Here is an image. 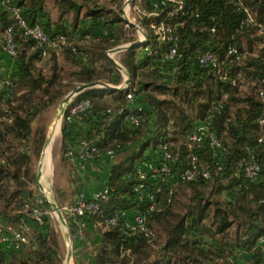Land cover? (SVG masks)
Listing matches in <instances>:
<instances>
[{
	"label": "trees",
	"instance_id": "16d2710c",
	"mask_svg": "<svg viewBox=\"0 0 264 264\" xmlns=\"http://www.w3.org/2000/svg\"><path fill=\"white\" fill-rule=\"evenodd\" d=\"M15 1L24 5L23 16L28 24L38 23L51 36L65 35L76 43V50L65 47L60 53H54L51 68L44 72L35 65L40 56L31 47V37L23 34L11 13L0 8V78L4 76L1 54L6 51L5 30L11 24L18 52L14 58L19 64V74L10 76L12 88L18 92L13 90L12 97L6 100L12 120L0 121V219L18 225L24 218L31 226L29 243L21 250L7 251L0 246V264H63L49 225L51 217L38 223L29 213L36 205L48 208V203L39 202L32 189L37 178L34 162L46 139V126H34V123L76 86L69 81L71 75L79 83L121 82V75L112 69L113 61L107 50L116 45L110 38L118 37L123 31L119 12L123 0ZM188 1L198 5L199 15L187 18L178 30L180 55L175 72H170V63L161 62L170 44L160 42L153 35L149 19L145 18L142 25L150 38L146 46L149 45L152 54L138 49L122 54L121 61L132 78L127 89L90 88L77 95V99L90 100L92 111L88 118L74 122L63 120L61 160L66 164L70 159L76 160L67 152L75 150L83 139L93 141L102 154L109 149L123 152V157L111 167L112 191L102 208L105 214L142 210L145 203L137 200L135 179L127 175L141 159L150 157L144 154L148 148L157 150L165 142L184 159L187 136L214 104L220 103L222 111L212 123L224 147L219 158L220 168L212 160V148L206 144L200 154L209 166L211 177L163 187L158 194L157 208L148 218L155 232L153 241L143 235L124 236L121 224L97 226L103 228L102 241L91 264H264V249L258 242L264 233V141H259L264 135V125L258 122L259 116L264 117V101L259 95V90H264V47L259 54L241 49L243 39L250 51L262 46L260 40L264 41V35L252 26L241 27L240 13L225 0ZM244 2L264 21V0ZM49 3L58 9L56 21L51 18ZM144 5L149 7L148 3ZM81 14L85 19L80 18ZM214 22L217 30L211 33ZM96 28L107 32L104 39L85 42V35H95ZM229 44H234L242 53L240 59L227 64L231 78L223 79L215 69L197 65V55L208 49L228 61L225 50ZM61 57L75 64L78 70L73 73L65 70ZM240 75L256 86H251L250 93L244 96L239 91ZM128 91L135 92L145 108V121L138 128L123 117L100 114L108 107L125 104ZM80 123L89 129L83 133L78 131ZM252 155L260 165V176L255 182L248 181L243 173ZM72 172L76 174L74 166ZM225 194L227 197L219 198ZM95 219L93 216L87 220L94 225ZM71 228L74 231L72 225ZM29 245L31 252L25 250ZM240 256L248 258L245 263Z\"/></svg>",
	"mask_w": 264,
	"mask_h": 264
},
{
	"label": "built area",
	"instance_id": "2783aa9c",
	"mask_svg": "<svg viewBox=\"0 0 264 264\" xmlns=\"http://www.w3.org/2000/svg\"><path fill=\"white\" fill-rule=\"evenodd\" d=\"M228 4H232L240 13V26H252L258 33L264 35V21L259 20L252 10L245 4L244 0H225ZM0 8L5 9L15 19L16 24L22 29L25 36L31 37L33 40L32 48L37 49L39 56L50 57L54 50H61L70 47L76 50V43L69 40L65 35L58 34L51 36L44 31L38 24L30 25L23 16L24 5L15 0H0ZM134 12L132 17L128 15V10ZM165 8L168 9L164 13ZM180 17L174 22L173 19ZM198 5L188 0H154L152 7L147 8L140 3L133 4L128 2L124 7V18L126 26L131 24L134 29L140 33L139 39L134 43L146 44L150 41L149 36L145 33L142 21L149 19V28L153 35L160 42H168V51L163 54L162 64L170 63V72L177 69L176 61L179 57L180 34L179 28L185 25L186 19L192 16H198ZM214 19V18H213ZM216 21V19H214ZM14 26L11 24L5 30L6 45L5 50L11 57L17 56L16 44L13 37ZM217 30V23L210 26L211 33ZM89 34L85 35V40L91 39ZM148 49V48H147ZM226 57L228 61L222 60L215 50L208 49L197 55L195 61L199 67L213 68L216 73L223 79L231 78L229 67L227 64L235 59H240L242 53L234 45L226 46ZM148 53L152 54V50L148 49ZM111 56V53H108ZM129 75L124 77V82L119 85H112L120 89H127L130 85L128 81ZM236 82V78L232 79ZM13 95L12 79L10 76H2L0 78V121L12 120L11 109L6 100ZM259 95L264 101V90H259ZM75 96L66 105L62 120L66 122H74L82 117L88 118L91 115L92 104L88 98L77 99ZM126 103L119 106L108 107L100 112L103 117L114 114L123 117L132 127L138 128L145 121V108L140 103L138 96L133 91L126 94ZM222 104H214V106L206 113L202 120H199L195 129L187 136L186 156L181 158L180 153L174 150L168 142L160 144L155 150L154 155L149 158L141 159L134 167V170L127 175L128 178L135 179L134 192L138 202L145 203L141 210L134 209L133 215H128V210H119L112 214H105L102 204L107 202L112 191L110 185H106L88 196L85 191H79L73 203L59 207L64 216V221L73 226L74 235L80 239L84 238V231L89 226L88 218L96 217L95 226L108 227L121 224V232L126 237H135L143 235L150 241H153L155 232L148 222L149 216L156 210L158 203V194L164 186H173L177 182L194 181L199 178H210L211 172L206 161L201 158L200 152L208 144L212 148V160L220 168L219 158L223 144L213 127V121L217 113L222 111ZM258 122L264 125V117H258ZM264 141V135L259 138ZM117 153L116 149H109L102 154L97 145L93 141L86 139L81 140L75 150L70 149L67 155L71 158L86 163L95 161L102 157L114 158ZM246 179L255 182L260 176V165L254 159L246 161L243 169ZM43 202V199L39 200ZM32 218L38 223H44L47 217L58 216V210L54 206L42 208L38 205L29 211ZM31 226L26 219H21L18 225L4 222L0 219V246L7 251H19L24 245L29 243ZM259 244L264 249V233L258 239Z\"/></svg>",
	"mask_w": 264,
	"mask_h": 264
},
{
	"label": "rangeland",
	"instance_id": "374dc122",
	"mask_svg": "<svg viewBox=\"0 0 264 264\" xmlns=\"http://www.w3.org/2000/svg\"><path fill=\"white\" fill-rule=\"evenodd\" d=\"M128 2H130V1H127V3ZM136 3H140V2H137V0H136V2H134V4H136ZM108 5H110V4H108ZM48 8L55 15V8L53 7L52 3L48 4ZM122 9H124V3L121 6L120 11H119V12H121V15L124 13V11ZM133 12L134 11L132 9H128V15H130L131 17H132ZM122 25L124 26L125 24L122 22ZM124 27L126 29H128V31H130L129 32L130 34H132V31H134L136 36H138V31L136 29H133V30L131 29L132 24L129 27H126V26H124ZM127 37L128 36L125 34V31H122V33H120V35L118 37L113 36V38L115 39L113 41L116 42V45L113 46L112 48H116L121 43L120 41L116 40L117 38L123 39V38H127ZM260 42H261L260 44L262 46H259V45L255 46L250 51V49L248 48V46L246 44V40L243 39V44H242L241 49L246 53L259 54L262 51L261 49H263V47H264V41L260 40ZM116 50L109 51V53H111V57H113L114 60L122 63L121 54L119 52L114 53ZM4 52H6V51H4ZM60 61H61L62 66L64 67L65 70H68L72 73L74 71L78 70V67L75 64L64 60L63 57H61ZM124 68H122V69L118 68L114 63L112 65V69L114 70L115 74L121 75L122 78H124L127 75V72L125 71ZM239 78H240L239 91H240L241 95L244 96V95L249 94L250 91L252 90L251 86L256 87L255 84L250 81V79H247L243 75H240ZM67 79L64 81L65 86H66V83H68V82H66V81H68ZM69 81L72 83H75L76 86H79L82 84V83H79V81L76 79V77H74L72 75L69 77ZM100 81H102V80H100ZM111 84L117 86L120 83L115 84L114 82H112ZM67 87L70 89L71 88L70 84ZM73 89H71L70 91H72ZM13 90H14V93L18 92V90H16V88H13ZM64 97L57 100L56 102H54L51 105V107L41 116V118L34 123V126H40V127H43L44 125L46 126L45 127L46 128V139L44 141L43 148L45 146V143H46L48 137L50 136V133H51V137H52L53 134L55 133V130H56L58 124L60 125V132L56 135L54 142L52 144L50 165H48V164H46V162L42 161L43 148H42L40 155L37 157V159L34 162V170L36 171L37 178H36V182L32 184V189L35 193V197L38 200L43 199V201H46L48 203V207L53 206L54 200L56 201V204L59 207L69 205V204L73 203V201L75 200V197L78 195V189L76 190L75 186L73 187L71 184V182L75 181L74 176L71 173L73 165H71L70 163H67V164L63 163L61 160V158H62V127H63L64 121L63 120H61V122L58 121L55 128H52V130H51V127L54 124V121L59 119L58 116L60 114L61 102L64 99ZM14 101H15V97L13 96L12 102H14ZM40 170H41V172H40L41 178L38 175ZM222 197H227V195L226 194L225 195H219V198H222ZM49 225L52 227V231L54 232V235L57 239L58 250H59L60 255L62 256L63 264H74L75 259L73 260L74 257L72 258V256H71L70 262L68 263V261H67L68 251L69 250L72 251L71 243L69 242L70 238L68 235V232L70 230V225L67 223H64V222L63 223L60 222L58 217L55 215L49 219ZM31 249L32 248L30 245L25 248V250H29V251ZM240 259L243 263H245L248 258L245 256H240Z\"/></svg>",
	"mask_w": 264,
	"mask_h": 264
},
{
	"label": "crops",
	"instance_id": "0c3cea01",
	"mask_svg": "<svg viewBox=\"0 0 264 264\" xmlns=\"http://www.w3.org/2000/svg\"><path fill=\"white\" fill-rule=\"evenodd\" d=\"M124 2V7L127 4V1H130L131 3L134 4L136 0H123ZM154 0H137V2H140L142 6H145L144 4H149V7H152V2ZM53 5V4H52ZM55 8V15L52 13L49 9L51 18L53 21L58 20V9L55 5H53ZM146 7V6H145ZM147 7V8H149ZM128 10V8H126ZM124 11V9H122ZM124 14V13H123ZM123 14L121 15L123 18V23L126 26V19L124 18ZM72 19V16L69 17ZM80 18H84V14L80 15ZM89 17H86V19ZM85 19V18H84ZM123 26V31H125V34L128 36L127 38H117V41H120L121 43L119 44L120 49H117L114 53L119 52L122 56L123 53L130 49H138V50H143L144 53H148V49H150L149 45L146 46V44H142L139 46H133L137 39L141 36L140 33H138V36L132 31V34H130L128 29H126ZM127 27V26H126ZM132 30L134 29L132 25ZM145 33L146 29L144 28ZM95 35L92 34V38L89 40H85V42H91V41H100L104 39V36L107 35L106 31H102L100 28L94 29ZM94 35V36H93ZM148 35V34H147ZM110 40H115L113 37L110 38ZM80 42H83V40ZM150 42V41H149ZM137 43V42H136ZM85 44V43H84ZM144 46V47H143ZM88 45L85 46L87 48ZM116 47V48H117ZM122 47V48H121ZM116 48H109L107 50V54L109 51H113ZM148 48V49H147ZM54 53H60L59 50H54L51 54L50 57L48 58H38L35 60V65L39 68H41L44 72L48 71L51 66H52V57L54 56ZM2 59H1V74L6 75V76H12L15 74H19V64L16 58L11 57L7 52H3L1 54ZM110 57V56H109ZM118 62V61H117ZM120 63V62H118ZM123 65L122 63H120ZM124 66V65H123ZM126 69V68H125ZM128 72V71H127ZM128 75L132 81V78L128 72ZM100 81V80H99ZM104 83L111 84L110 82L102 81ZM124 82V78H122L121 83ZM83 84V83H82ZM93 88H100V87H93ZM90 89V88H89ZM87 90V89H86ZM85 91V90H84ZM83 92V91H82ZM78 131L80 132H86L89 129V126L86 124L80 123L79 126H77ZM149 136V133L146 135L145 138ZM47 151V149H46ZM155 150H151V148H148L145 151V155L151 156L154 155ZM123 152H119L115 155L114 158H109V157H102L98 160L95 161H90L86 163H82L78 160H69L70 164L74 166V169L76 170V174L71 172L76 179L74 182H71L72 186L78 189L79 191H85L88 196H91L95 191L101 189L102 187L109 185V178H110V171L113 163H115L119 158L123 157ZM46 158V152H45V157H44V162ZM41 178V176H40ZM76 198V197H75ZM53 205H57L56 201L54 200ZM134 213V209L128 210V215L131 217ZM60 222L66 223L59 215L57 216ZM52 228V227H51ZM103 228L99 229L97 226L93 224H89V226L85 229L84 231V238L80 239L74 235V231H72V228L70 227V230L68 232L69 235V242L71 243V256L73 258L74 264H91L94 260L95 257V252H96V247L101 243L102 241V235L101 231ZM71 259V257H70ZM70 259L67 258L68 263L70 262Z\"/></svg>",
	"mask_w": 264,
	"mask_h": 264
},
{
	"label": "water",
	"instance_id": "95a60500",
	"mask_svg": "<svg viewBox=\"0 0 264 264\" xmlns=\"http://www.w3.org/2000/svg\"><path fill=\"white\" fill-rule=\"evenodd\" d=\"M143 43L139 42V43H135L133 46H139V45H142ZM122 48V47H121ZM116 49H120V47H117ZM115 49V50H116ZM110 59L113 61V63L118 67V68H124L120 63H118L116 60L113 59V57L110 56ZM125 69V68H124ZM125 71L127 72V70L125 69ZM127 75H128V72H127ZM130 77L128 78V81H130ZM93 87H101V88H105V89H120L119 87H114L110 84H107V83H104L102 81H91V82H87V83H83L79 86H76L72 91H70L65 97L64 99L62 100L61 102V109H60V114H59V118L62 120V116H63V113H64V110H65V107L66 105L70 102L71 99H73L75 96H77L79 93H81L82 91L86 90V89H89V88H93ZM50 142V136L48 137L46 143H45V146ZM44 146V147H45ZM40 172L41 170L39 171L38 175L40 177ZM54 207L57 208L58 210V215L64 220V216L62 214V212L60 211L59 209V206L58 205H53ZM71 257V251L69 250L68 251V254H67V258L70 259Z\"/></svg>",
	"mask_w": 264,
	"mask_h": 264
},
{
	"label": "bare ground",
	"instance_id": "6f19581e",
	"mask_svg": "<svg viewBox=\"0 0 264 264\" xmlns=\"http://www.w3.org/2000/svg\"><path fill=\"white\" fill-rule=\"evenodd\" d=\"M58 121L61 122V119H57L56 121H54V124L52 125L51 127V130L52 128H55L56 124L58 123ZM60 132V125L58 124L56 130H55V133L53 134V136L51 137V133H50V142L43 148V151H42V161L44 162V157H45V152H46V164L50 165V162H51V149H52V144L54 142V139L56 137V135ZM47 149V151H46Z\"/></svg>",
	"mask_w": 264,
	"mask_h": 264
}]
</instances>
